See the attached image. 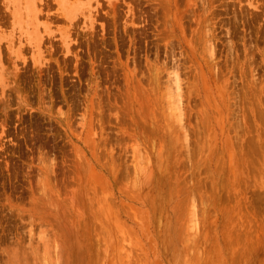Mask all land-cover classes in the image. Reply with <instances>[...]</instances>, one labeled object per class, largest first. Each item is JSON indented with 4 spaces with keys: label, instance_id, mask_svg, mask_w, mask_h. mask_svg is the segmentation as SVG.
Returning <instances> with one entry per match:
<instances>
[{
    "label": "rangeland",
    "instance_id": "obj_1",
    "mask_svg": "<svg viewBox=\"0 0 264 264\" xmlns=\"http://www.w3.org/2000/svg\"><path fill=\"white\" fill-rule=\"evenodd\" d=\"M0 264H264V0H0Z\"/></svg>",
    "mask_w": 264,
    "mask_h": 264
}]
</instances>
